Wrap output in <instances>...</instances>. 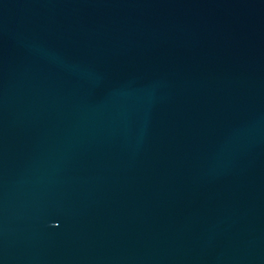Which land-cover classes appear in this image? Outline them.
I'll list each match as a JSON object with an SVG mask.
<instances>
[{"label": "water", "instance_id": "water-1", "mask_svg": "<svg viewBox=\"0 0 264 264\" xmlns=\"http://www.w3.org/2000/svg\"><path fill=\"white\" fill-rule=\"evenodd\" d=\"M0 264H264V0H0Z\"/></svg>", "mask_w": 264, "mask_h": 264}]
</instances>
